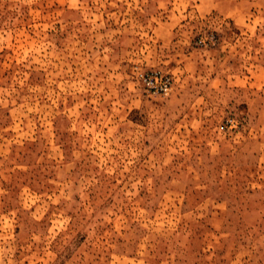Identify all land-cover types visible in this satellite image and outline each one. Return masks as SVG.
Returning <instances> with one entry per match:
<instances>
[{
  "label": "rangeland",
  "instance_id": "rangeland-1",
  "mask_svg": "<svg viewBox=\"0 0 264 264\" xmlns=\"http://www.w3.org/2000/svg\"><path fill=\"white\" fill-rule=\"evenodd\" d=\"M0 264H264V0H0Z\"/></svg>",
  "mask_w": 264,
  "mask_h": 264
},
{
  "label": "built area",
  "instance_id": "built-area-1",
  "mask_svg": "<svg viewBox=\"0 0 264 264\" xmlns=\"http://www.w3.org/2000/svg\"><path fill=\"white\" fill-rule=\"evenodd\" d=\"M135 80L144 92L151 95L167 96L172 88L171 77L154 70L137 73Z\"/></svg>",
  "mask_w": 264,
  "mask_h": 264
}]
</instances>
